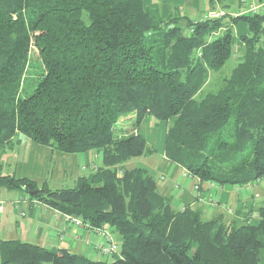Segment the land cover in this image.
Returning <instances> with one entry per match:
<instances>
[{"label":"trees","instance_id":"obj_1","mask_svg":"<svg viewBox=\"0 0 264 264\" xmlns=\"http://www.w3.org/2000/svg\"><path fill=\"white\" fill-rule=\"evenodd\" d=\"M209 10L223 13L163 16L143 0H0V151L23 135L101 153L73 186L0 172V187L107 226L120 244L106 261L0 238V264H260L264 198L253 222L203 219L161 195L144 167L125 164L154 150L138 131L149 115L168 123L166 157L200 181L242 186L264 176V6ZM239 23L241 58L204 89L233 55Z\"/></svg>","mask_w":264,"mask_h":264},{"label":"crops","instance_id":"obj_2","mask_svg":"<svg viewBox=\"0 0 264 264\" xmlns=\"http://www.w3.org/2000/svg\"><path fill=\"white\" fill-rule=\"evenodd\" d=\"M164 1L168 2L167 5L162 4L159 10L163 16L168 13L169 2H180ZM150 3V0L144 1L146 5ZM185 3L196 5V0ZM246 32V26L242 25L241 34ZM167 127L166 121H159L148 115L140 122L138 131L146 137L151 147L156 149L155 145L163 141V129L164 137L166 136ZM14 139L16 143L13 147L0 151L1 173H13L18 177L45 181L48 186L56 187L53 185L73 183L77 177L95 171L101 165V153L96 150L69 153L38 144L23 135H16ZM164 143L162 149L158 145L160 154L158 153L159 160L155 167L152 166L154 162L147 159L153 152L133 157L125 164L144 167L148 174L156 179L160 194L168 197L176 208L186 205L194 207L203 219L219 214L223 215L224 219H233L237 223L253 222L257 219V207L264 198V176L242 186L198 181V177L186 173L182 167L166 157ZM142 156L146 157L137 159ZM196 184L198 188H195ZM4 194L7 199H4ZM0 198L3 200V210L0 211V238L63 248L94 259L102 257L103 254L94 250L95 235L91 228L75 225L66 214L28 198L25 192H14L0 187ZM213 200L215 203L212 204Z\"/></svg>","mask_w":264,"mask_h":264},{"label":"rangeland","instance_id":"obj_3","mask_svg":"<svg viewBox=\"0 0 264 264\" xmlns=\"http://www.w3.org/2000/svg\"><path fill=\"white\" fill-rule=\"evenodd\" d=\"M143 1L146 2L148 0H143ZM185 1L190 2V0H180V2H178V3H175V2L173 3V1L169 2L170 5H168V7H167V12L169 11L172 14L179 12L180 14L188 15L190 18H197L198 16H201L203 14V12H205L207 9L210 8L209 0H196V5L195 4L192 5L190 3H185ZM150 2L156 3L157 6L159 7V10H161L162 4L167 5V3H168V2L164 3V2H166L164 0H150ZM251 2H253L255 4H259L260 5L259 9H261L263 7L262 3L264 2V0H247V1L246 0H213L212 4H214V6H216L217 8L223 9V11H225V12H230L231 14L232 13L234 14V13L244 11L247 8L246 5H248V3H251ZM236 25L237 26L232 28L233 29L232 34H233V39H234V41H233L234 45H232V46H233L234 53L230 57V59L225 63V65L223 67H221L217 71L211 72L210 76L208 77V80L205 83L204 89L216 88L221 82V77L223 75L229 73L231 68L237 63L239 58H241L242 49H243V45H242L241 40H240V35L242 32V25L241 24H236ZM236 33L237 34L240 33V34H238V36H237ZM162 134H163L162 143L160 141L157 143L158 145L161 146L160 147L161 149L163 148V143L165 142L164 129H163ZM148 144L150 145L149 142H148ZM158 145H155L156 149H154L152 151L153 154H151V156L147 157V159H151L154 162V165H152L154 167L157 165L158 160H159L160 152H158V150H160V149H158L159 148ZM143 157H146V156H142V157L137 158V159H143ZM62 184L63 185H61V186L56 185V184H54L53 186L69 187V186H73L74 183H62ZM12 191L24 193V191L22 189H19V188L12 189ZM3 197H4V199H7L5 194ZM113 235L115 236V239L118 240V235H116V233H113ZM99 256L100 255L98 254L97 257H99ZM115 256H118V254H115V255H104L103 254L99 260L111 261L115 258ZM260 257H261L260 264H264V249L261 250Z\"/></svg>","mask_w":264,"mask_h":264},{"label":"built area","instance_id":"obj_4","mask_svg":"<svg viewBox=\"0 0 264 264\" xmlns=\"http://www.w3.org/2000/svg\"><path fill=\"white\" fill-rule=\"evenodd\" d=\"M264 6V4H263ZM260 8L259 4L255 3H249L247 10L255 12ZM222 11L219 10H208L204 17L206 18H213L218 17L222 15ZM192 176V175H191ZM198 181L200 179L198 178ZM195 188H198V185H195ZM212 204L215 203L214 200L211 202ZM3 210V200L0 198V211ZM67 218L71 220L75 225L78 226H85L88 228H91L95 235V239L93 242L94 250L97 252L104 254V255H115L119 254V248L120 244L119 241L115 239V236L113 235L112 231L107 226H92L87 222H84L79 217L73 216V215H67Z\"/></svg>","mask_w":264,"mask_h":264}]
</instances>
